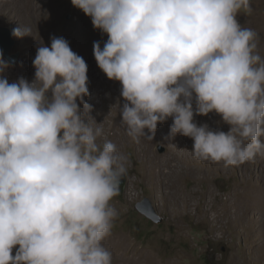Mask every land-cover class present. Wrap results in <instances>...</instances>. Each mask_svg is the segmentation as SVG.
<instances>
[{
    "label": "clouds",
    "instance_id": "obj_1",
    "mask_svg": "<svg viewBox=\"0 0 264 264\" xmlns=\"http://www.w3.org/2000/svg\"><path fill=\"white\" fill-rule=\"evenodd\" d=\"M71 2L108 36L93 52L122 85L129 137L153 139L172 118L170 135L192 138L198 160L229 167L264 157V57L258 33L237 19L251 0ZM30 32L20 25L12 35ZM14 63L0 50V264H113L103 241L119 216L111 202L127 157L84 99L88 65L55 36L37 48L31 82H9ZM213 112L229 131L195 121Z\"/></svg>",
    "mask_w": 264,
    "mask_h": 264
},
{
    "label": "rangeland",
    "instance_id": "obj_2",
    "mask_svg": "<svg viewBox=\"0 0 264 264\" xmlns=\"http://www.w3.org/2000/svg\"><path fill=\"white\" fill-rule=\"evenodd\" d=\"M251 8L237 19L243 27L258 31L260 40L264 0H251ZM0 24L31 29L29 36L15 37L12 51L20 57L5 72L9 82L34 79L37 48L50 47L54 36L65 38L88 65L91 95L84 99L93 106L97 122H103L105 138L127 157V181L111 202L119 216L103 241L113 264H264V157L229 167L198 160L191 152L192 138L170 135L172 118L158 124L153 139L129 137L120 116L122 85L106 76L93 52L94 42L103 47L108 36L94 28L91 17L71 0H0ZM258 52L264 57L259 45ZM205 123L224 132L228 126L214 112ZM169 162L178 172L169 173ZM146 197L162 216L161 222L137 209V202Z\"/></svg>",
    "mask_w": 264,
    "mask_h": 264
},
{
    "label": "water",
    "instance_id": "obj_3",
    "mask_svg": "<svg viewBox=\"0 0 264 264\" xmlns=\"http://www.w3.org/2000/svg\"><path fill=\"white\" fill-rule=\"evenodd\" d=\"M13 29L14 28L9 24H0V50L3 51L4 57H6L9 61L16 62L20 57V53L12 51L16 42L15 37L12 35ZM127 178L128 176L126 172L125 177L121 181V188L125 185ZM136 207L140 212L155 222H161L163 219L149 197L137 202Z\"/></svg>",
    "mask_w": 264,
    "mask_h": 264
},
{
    "label": "bare ground",
    "instance_id": "obj_4",
    "mask_svg": "<svg viewBox=\"0 0 264 264\" xmlns=\"http://www.w3.org/2000/svg\"><path fill=\"white\" fill-rule=\"evenodd\" d=\"M256 24V23H255ZM255 26V25H254ZM264 26V25H263ZM258 27H260V26H258ZM259 30V29H258ZM257 33H258V31H257ZM261 35V34H260ZM257 44L262 48V50H264V37H262L260 40L258 39L257 40ZM260 54V53H259ZM90 65V64H89ZM91 71V70H90ZM99 75V74H98ZM103 76V75H102ZM100 77V76H99ZM102 79L104 80V81H107L106 79L107 78H105V76H103L102 77ZM106 98V97H105ZM216 114V113H215ZM217 116H220V115H218V114H216ZM209 116V114L207 115V116H196L195 117V121L198 123V124H203L204 122H205V118H207ZM226 125V124H225ZM229 128H230V126L228 125L226 128H225V132H227V131H229ZM113 130V129H112ZM124 133H123V130L121 131V135H123ZM122 138V137H121ZM145 150H146V148H145ZM186 150V149H185ZM187 152V151H186ZM150 159H152L153 161H155L154 159H153V157H151V156H148ZM148 159V158H147ZM149 160V159H148ZM152 161V162H153ZM169 161H170V159H169ZM155 162H158L161 166L163 165V162L162 161H155ZM169 163H171L170 165H169V169H170V171H169V173H171V174H173V173H176V172H178V170H177V166H173L172 164V162H169ZM168 163V164H169ZM167 167V166H166ZM258 197V196H257ZM264 200V199H263ZM245 203V202H244ZM259 203V202H258ZM258 203H256V205L258 204ZM262 205V204H261ZM260 205V206H261ZM264 206V205H263ZM251 208V206H248V207H246L245 208V212L246 211H248L249 209Z\"/></svg>",
    "mask_w": 264,
    "mask_h": 264
}]
</instances>
